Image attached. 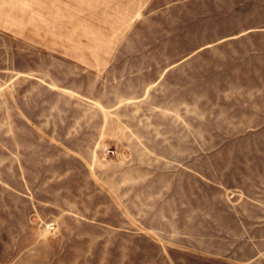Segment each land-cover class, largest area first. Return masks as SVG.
I'll return each mask as SVG.
<instances>
[{"label":"rangeland","instance_id":"obj_1","mask_svg":"<svg viewBox=\"0 0 264 264\" xmlns=\"http://www.w3.org/2000/svg\"><path fill=\"white\" fill-rule=\"evenodd\" d=\"M262 1L0 0V264H264V34L197 51L262 26ZM138 182L188 203V242L120 251L23 199L91 208Z\"/></svg>","mask_w":264,"mask_h":264},{"label":"crops","instance_id":"obj_2","mask_svg":"<svg viewBox=\"0 0 264 264\" xmlns=\"http://www.w3.org/2000/svg\"><path fill=\"white\" fill-rule=\"evenodd\" d=\"M261 8H264V0L262 1ZM259 25L262 26L257 25L254 27H250L246 30L238 32L237 34L224 36L220 39L214 40L212 42H208L206 43L205 46L198 48L197 51H200L203 48L216 46L218 44H221L222 42H227L229 40L233 41L235 39H237V41L235 42H241V43H235L238 45L239 44L246 45L250 42L253 43V41L250 40L248 37L252 36V33L255 32L256 30H258V32L261 31L260 34H264V19H263V23ZM193 54H189L183 60L189 58ZM241 58L246 59L247 56H242ZM139 184L140 182L133 184L132 186L127 185L123 189L126 191L132 188L133 189L132 195H127V196L123 195L121 197L117 196L116 201L114 200V198H110V196H107L106 203L100 202L97 203L96 206L91 208L82 207L80 205L81 203L79 200L81 197L62 198V200H57L53 198L50 201V203L49 201H46L49 200L46 198H35L34 200L36 201L34 200L30 201L27 197L23 199L26 200L25 205L27 207H33L37 210H40V208H38L40 204L43 205L52 204L54 211H59L60 213H64V214H67L71 211V213L74 212L72 214H76V215L82 214L85 217H89L84 219L82 215H79L82 219L86 220L87 222H90L95 226L98 225L101 227L102 233L98 234V238H102L105 232H108L110 234L115 233L118 236L117 245H118V250L120 251H121V246L124 245V243H121L122 239H124L122 237H126L127 244L132 245L133 248H135L136 242L137 243L139 242L138 237L143 236L144 234L158 235L159 237H163V235L171 236L173 235L172 233L173 230H176L175 232V235L177 236L176 241L182 243L183 239H185L184 242L185 243L188 242L187 241L188 217H189L188 203L184 201L183 198H181L178 199L174 205L172 201L173 198L171 195H165L164 197L161 198L155 196H146L142 198L138 195V190L141 187V185ZM98 207L100 209H97ZM195 209H197V205ZM94 215H96V217L97 216L99 217L101 216V217L98 220L92 221L91 218H93ZM144 217H146L147 219L146 221ZM53 222L57 224L55 220ZM87 222L84 221V224H88ZM75 224L76 222L72 219L71 225L73 228ZM73 228H72V232L76 235H86V236L90 235V233L86 232L85 230L76 231ZM66 230L67 231L71 230V227L70 228L63 227L62 233L64 234ZM12 234H13L12 231L8 232L9 236ZM16 234H19V232H17ZM25 234L32 235L31 229L30 228H24V230L21 229L20 235H25ZM167 239H169V241H172V238H167ZM130 248L132 247H129L128 249Z\"/></svg>","mask_w":264,"mask_h":264},{"label":"built area","instance_id":"obj_3","mask_svg":"<svg viewBox=\"0 0 264 264\" xmlns=\"http://www.w3.org/2000/svg\"><path fill=\"white\" fill-rule=\"evenodd\" d=\"M47 228L50 230V231H53V230H55V228H56V224H55V222H49V223H47Z\"/></svg>","mask_w":264,"mask_h":264}]
</instances>
